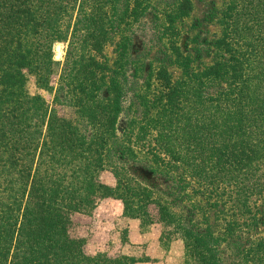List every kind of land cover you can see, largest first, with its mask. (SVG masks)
Here are the masks:
<instances>
[{
  "label": "trees",
  "instance_id": "trees-1",
  "mask_svg": "<svg viewBox=\"0 0 264 264\" xmlns=\"http://www.w3.org/2000/svg\"><path fill=\"white\" fill-rule=\"evenodd\" d=\"M192 8L0 0V264H137L73 230L104 198L180 264H264V0L209 9L219 36L189 51Z\"/></svg>",
  "mask_w": 264,
  "mask_h": 264
},
{
  "label": "rangeland",
  "instance_id": "rangeland-1",
  "mask_svg": "<svg viewBox=\"0 0 264 264\" xmlns=\"http://www.w3.org/2000/svg\"><path fill=\"white\" fill-rule=\"evenodd\" d=\"M191 3L193 10L184 20L182 40L183 48H188L189 51L194 47L192 42L195 38L212 41L219 36L217 16L207 18V12L211 8L221 10L225 0H191ZM65 47L64 43L55 44L53 50L55 61H63ZM108 51L111 54L112 47ZM211 61L212 56H204L197 60L195 65L209 64ZM170 72L174 78H179L180 72L176 67H170ZM29 90L31 93L37 92L33 80L29 82ZM40 93L47 100L52 98V95L45 92ZM100 181L109 186L115 183L109 172L102 173ZM152 214H155L154 210ZM139 226L138 220L123 216V204L120 200L104 198L98 202L90 216L74 217L73 230L84 238L85 252L88 255L97 253H106L109 256L126 255L140 260L137 264H180L183 253V244L180 240L161 244L159 224H152L143 230Z\"/></svg>",
  "mask_w": 264,
  "mask_h": 264
},
{
  "label": "water",
  "instance_id": "water-1",
  "mask_svg": "<svg viewBox=\"0 0 264 264\" xmlns=\"http://www.w3.org/2000/svg\"><path fill=\"white\" fill-rule=\"evenodd\" d=\"M58 50V49H57ZM58 57V56H57Z\"/></svg>",
  "mask_w": 264,
  "mask_h": 264
}]
</instances>
